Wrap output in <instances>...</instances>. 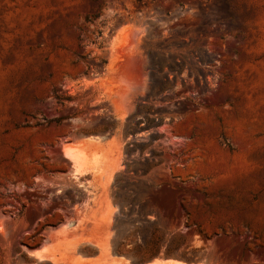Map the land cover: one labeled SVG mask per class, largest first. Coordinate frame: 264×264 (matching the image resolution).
I'll return each mask as SVG.
<instances>
[{"label":"rangeland","instance_id":"obj_1","mask_svg":"<svg viewBox=\"0 0 264 264\" xmlns=\"http://www.w3.org/2000/svg\"><path fill=\"white\" fill-rule=\"evenodd\" d=\"M165 259L264 264V0H0V264Z\"/></svg>","mask_w":264,"mask_h":264},{"label":"bare ground","instance_id":"obj_2","mask_svg":"<svg viewBox=\"0 0 264 264\" xmlns=\"http://www.w3.org/2000/svg\"><path fill=\"white\" fill-rule=\"evenodd\" d=\"M33 254L40 255V252L38 250L30 251ZM161 261H157L156 264H161ZM165 264H180V261L175 259H165Z\"/></svg>","mask_w":264,"mask_h":264},{"label":"crops","instance_id":"obj_3","mask_svg":"<svg viewBox=\"0 0 264 264\" xmlns=\"http://www.w3.org/2000/svg\"><path fill=\"white\" fill-rule=\"evenodd\" d=\"M175 260H178V261H180V263L182 262L183 264H199V263H195L193 261H186L183 259H175Z\"/></svg>","mask_w":264,"mask_h":264},{"label":"built area","instance_id":"obj_4","mask_svg":"<svg viewBox=\"0 0 264 264\" xmlns=\"http://www.w3.org/2000/svg\"><path fill=\"white\" fill-rule=\"evenodd\" d=\"M181 12H182V9H180V10H176L174 14H175V15H176V14H180Z\"/></svg>","mask_w":264,"mask_h":264},{"label":"trees","instance_id":"obj_5","mask_svg":"<svg viewBox=\"0 0 264 264\" xmlns=\"http://www.w3.org/2000/svg\"><path fill=\"white\" fill-rule=\"evenodd\" d=\"M146 160H148V159H146ZM148 165H150V163Z\"/></svg>","mask_w":264,"mask_h":264}]
</instances>
